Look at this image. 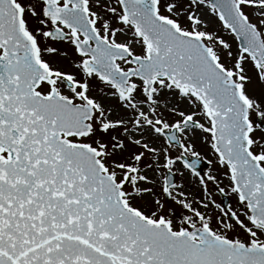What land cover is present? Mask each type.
Instances as JSON below:
<instances>
[{
    "label": "snow or ice",
    "instance_id": "snow-or-ice-1",
    "mask_svg": "<svg viewBox=\"0 0 264 264\" xmlns=\"http://www.w3.org/2000/svg\"><path fill=\"white\" fill-rule=\"evenodd\" d=\"M0 264H264V0H0Z\"/></svg>",
    "mask_w": 264,
    "mask_h": 264
},
{
    "label": "rangeland",
    "instance_id": "rangeland-1",
    "mask_svg": "<svg viewBox=\"0 0 264 264\" xmlns=\"http://www.w3.org/2000/svg\"><path fill=\"white\" fill-rule=\"evenodd\" d=\"M234 46H235V44H234ZM216 199L219 202L221 200V197L219 195H217ZM233 203H234V200H233Z\"/></svg>",
    "mask_w": 264,
    "mask_h": 264
},
{
    "label": "water",
    "instance_id": "water-1",
    "mask_svg": "<svg viewBox=\"0 0 264 264\" xmlns=\"http://www.w3.org/2000/svg\"><path fill=\"white\" fill-rule=\"evenodd\" d=\"M228 201L225 202V204H227Z\"/></svg>",
    "mask_w": 264,
    "mask_h": 264
}]
</instances>
